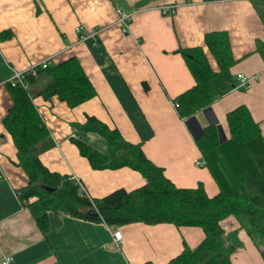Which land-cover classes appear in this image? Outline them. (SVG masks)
<instances>
[{"label": "crops", "instance_id": "crops-1", "mask_svg": "<svg viewBox=\"0 0 264 264\" xmlns=\"http://www.w3.org/2000/svg\"><path fill=\"white\" fill-rule=\"evenodd\" d=\"M169 5H177L175 12L163 14ZM215 31L228 33L237 62L214 80L217 100L182 119L172 101L196 81L178 50L204 46L205 34ZM81 35L87 39L81 41ZM71 56L79 59L96 90L92 99L75 108L57 97L44 99L40 93L52 82L45 72L30 87L49 132L34 151L50 172L78 178L94 199L145 185L137 170L94 169L81 155L75 143L79 138L102 154L108 152L105 138L75 128L92 116L128 142L141 143L145 155L177 187L202 184L214 197L220 189L196 143L205 128L215 124L220 142L227 141V113L246 105L264 136V0H0V260L11 256L14 264H169L185 245L194 249L201 244L202 228L131 223L119 227L123 239L117 249L111 227L104 223L54 214L35 198L28 206L21 204L18 191L27 186L28 177L4 125L13 106L7 82L15 70ZM209 60L218 72L210 54ZM239 74L254 78L248 88L239 86ZM74 132L76 138L71 137ZM44 215L47 233L37 222ZM255 224L234 216L222 222L226 232L239 229L241 244L231 257L233 264H264V241Z\"/></svg>", "mask_w": 264, "mask_h": 264}, {"label": "trees", "instance_id": "trees-1", "mask_svg": "<svg viewBox=\"0 0 264 264\" xmlns=\"http://www.w3.org/2000/svg\"><path fill=\"white\" fill-rule=\"evenodd\" d=\"M178 52L196 81L193 88L173 100L179 117L188 119L217 100L219 95L213 82L235 65L237 59L225 31L206 33L204 46L182 48ZM209 54L216 60L218 72L212 68ZM43 72L52 77V82L40 93L46 100L57 97L75 108L96 95L91 80L75 56L54 63L40 74ZM8 87L13 106L4 125L13 138L18 165L28 177L27 186L18 191L20 200L35 198L34 202L46 211L104 223L109 227L170 223L177 227L202 228L205 238L201 244L194 249L185 245L183 252L169 264H233L231 257L241 244L239 229L226 232L222 226V222L231 216L239 221L242 218L254 220L256 232L264 239V136L246 105L227 113L230 132L227 141L220 142L215 124L206 127L203 136L196 140L220 189L214 197L207 195L202 184L197 188L177 187L167 178L164 169L145 155L141 143L128 142L117 129H110L99 119L88 116L84 124H75V128L81 133L93 132L105 138L108 152L102 154L79 138L75 143L81 155L94 169L130 167L146 180L144 186L132 191L120 188L102 198L90 199L80 193L70 177L50 172L40 161L34 149L49 137V132L33 103V96L22 88ZM42 186H49L54 191L49 192ZM37 222L47 233V216L39 217Z\"/></svg>", "mask_w": 264, "mask_h": 264}, {"label": "built area", "instance_id": "built-area-1", "mask_svg": "<svg viewBox=\"0 0 264 264\" xmlns=\"http://www.w3.org/2000/svg\"><path fill=\"white\" fill-rule=\"evenodd\" d=\"M191 1L192 0H186V3H190ZM176 8L177 5L165 6L162 8V12L163 14H170L175 12ZM76 31L79 34L82 33L80 27L77 28ZM85 39H87V37L85 35H81L80 40L85 41ZM51 66H53V62L52 59L49 58L47 60H44L29 67L26 70H15L12 78L7 82V85H9L12 88H22L28 93H30L31 80L37 79L40 76L41 70H45L47 68H50ZM253 79L254 78H250L245 74H239L238 75L239 86L241 88H248ZM172 103H173V107L176 108L177 104L174 101H172ZM71 137L76 138V132L72 133ZM70 179L73 180L76 183V185H78L81 194L91 199L86 189L84 188L82 182L78 178L71 177ZM31 201L32 199L23 200V201L21 200V204L23 206H28V203ZM111 232H112L114 247L118 249L123 239V233L119 227H111ZM262 254L264 256V247L262 249ZM0 264H14V261L11 256H6L5 258L0 260Z\"/></svg>", "mask_w": 264, "mask_h": 264}, {"label": "water", "instance_id": "water-1", "mask_svg": "<svg viewBox=\"0 0 264 264\" xmlns=\"http://www.w3.org/2000/svg\"><path fill=\"white\" fill-rule=\"evenodd\" d=\"M45 190L49 191V192H53L54 189L49 187V186H42ZM94 215H97L96 213H93Z\"/></svg>", "mask_w": 264, "mask_h": 264}, {"label": "rangeland", "instance_id": "rangeland-1", "mask_svg": "<svg viewBox=\"0 0 264 264\" xmlns=\"http://www.w3.org/2000/svg\"><path fill=\"white\" fill-rule=\"evenodd\" d=\"M252 220V219H251ZM262 241H264V239L261 237Z\"/></svg>", "mask_w": 264, "mask_h": 264}]
</instances>
